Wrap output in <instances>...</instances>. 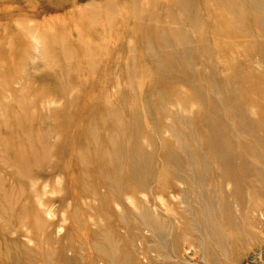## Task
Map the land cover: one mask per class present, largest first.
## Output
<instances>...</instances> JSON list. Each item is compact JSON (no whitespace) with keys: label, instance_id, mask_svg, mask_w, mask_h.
I'll return each instance as SVG.
<instances>
[{"label":"rangeland","instance_id":"374dc122","mask_svg":"<svg viewBox=\"0 0 264 264\" xmlns=\"http://www.w3.org/2000/svg\"><path fill=\"white\" fill-rule=\"evenodd\" d=\"M113 165L142 200L205 168L189 207L163 194L215 225L177 232L181 260L264 264V0H0V264H91L102 195L134 208Z\"/></svg>","mask_w":264,"mask_h":264},{"label":"bare ground","instance_id":"6f19581e","mask_svg":"<svg viewBox=\"0 0 264 264\" xmlns=\"http://www.w3.org/2000/svg\"><path fill=\"white\" fill-rule=\"evenodd\" d=\"M116 147H120V146L118 145ZM142 155L143 154H141L140 156ZM137 156L139 155L137 154ZM116 159H119V158L117 157ZM140 161H141V158H140ZM142 161L144 162L145 160H142ZM146 163L147 162H145V164ZM150 163L149 165H151ZM140 166H143V165H140ZM199 166L200 165H194L192 166L194 167L193 169L191 167L192 172L190 173H196V175H199V176H194L193 178H191V180L187 175H185L182 172L181 168L179 169L178 167L176 168V170H174L173 174H169V175H171L172 177H175L174 178L175 180L177 181L179 180L180 184H182L187 189L193 191L192 186H195L199 191L203 192L204 188H202V184L204 181H203V177L201 176V174H203V172L205 171V168H199ZM111 167L112 168L115 167L114 168V170L116 169L114 173L115 175H114V178L108 180L104 177V174L108 175L109 173L107 174V171H109L110 170L109 168ZM111 167L102 166L99 170L98 175L99 177L102 178L101 180L103 182V185L106 186L104 187V189L105 190L108 189L109 193L115 192L116 197H117L116 200H118L119 202L123 201L124 197H126L125 198L126 200L124 199L125 204H126V201L128 200L130 202V206H134V208L131 209L130 207H128V205H126V210L116 213L112 211V202L111 201L109 202L102 195V199L108 202L109 212L103 211L102 215L100 216L102 224L100 223H99L100 225L97 224L98 227L95 230L87 229V228L84 229V234L82 235V237L85 240L88 250H87V253L84 252L83 256L84 257L88 256L89 257L88 259L90 260L91 264H128V263L140 264L139 261L137 260L138 255L142 256L148 263L158 262V261L163 262V258L165 257L166 259L178 260L179 262H177L176 264H192V262L187 263L181 260L180 256H182V252L186 250V249L184 250L183 245L179 247L183 239H181V241L179 240V242L175 241L176 242L175 245L173 243L174 238L177 235V232L183 228H188L191 226V228L194 231L201 233L200 235L203 237V239H205V234L209 235L211 231L212 232L215 231V225L212 224L214 222L208 217L202 220L201 221L202 223L199 221H196V218H194L195 211L191 210L190 208H188V210H183L182 213L177 212L175 210V207L177 204L189 207L188 201L193 198L189 196V193H190L189 190L187 192H186V189L181 190L175 184L174 185L168 184L167 186L160 187L161 186V183H160L158 186L156 185L150 188V190L142 191L141 194L145 196V199L142 200V199L132 198L131 197L132 195L131 196L129 195L130 196L129 197L127 196L128 194H126L127 193L126 187H127L129 180L128 178L124 177V174L127 172V169L123 170V167L125 168V166L121 167L118 165L117 166L113 165ZM156 169H158L160 173L168 172V171H165L164 167H161V168L157 167ZM128 171H131V170H128ZM152 171L150 170V174ZM117 172L118 174L116 175ZM129 173H132V172H129ZM145 173L147 174V172ZM150 174H147V175H149L150 177ZM222 179H223V176H222ZM159 180H160V177H159ZM230 180H233L232 177ZM230 180L228 181V184L232 183V181ZM140 185L144 190H146V185L143 182ZM233 185H234V190H237V191L240 190L241 184L238 183L236 180H234ZM158 187L160 188L157 189ZM222 188L223 186L221 184V188H220L221 195L224 193V190ZM166 193H167V196L168 195H177V196L183 195L184 198L179 201H177L175 198V202H173L168 198L167 199L164 198L165 195L163 194H166ZM149 194H153L152 198L149 196ZM194 195L196 197L197 194H194ZM197 196L199 197V195ZM176 201H177V204H176ZM187 214L189 215L188 218L190 219H187ZM171 219L173 220L171 221ZM130 231L134 232V236L130 234ZM151 238H152V241H151ZM137 245L141 246L140 249H137L138 247ZM148 245H152V246H148ZM166 245L168 247H166ZM189 249L190 248H188V250ZM202 259L203 258H201V261ZM193 264H198V263H193Z\"/></svg>","mask_w":264,"mask_h":264}]
</instances>
